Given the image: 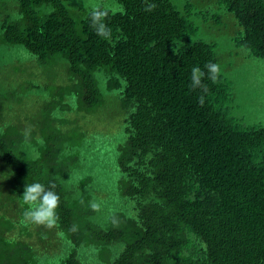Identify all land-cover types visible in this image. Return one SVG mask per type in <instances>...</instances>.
<instances>
[{
	"label": "trees",
	"instance_id": "1",
	"mask_svg": "<svg viewBox=\"0 0 264 264\" xmlns=\"http://www.w3.org/2000/svg\"><path fill=\"white\" fill-rule=\"evenodd\" d=\"M148 3L0 0L24 79L0 87V264H264V124L243 123L217 40L264 59V0ZM35 182L60 196L51 229L25 218Z\"/></svg>",
	"mask_w": 264,
	"mask_h": 264
},
{
	"label": "rangeland",
	"instance_id": "2",
	"mask_svg": "<svg viewBox=\"0 0 264 264\" xmlns=\"http://www.w3.org/2000/svg\"><path fill=\"white\" fill-rule=\"evenodd\" d=\"M230 36L231 31L226 30L217 35V40L223 68H225L227 75L230 76L236 86L234 102L239 104L240 111L244 114L243 123L264 124V59L247 56L244 60L240 57L230 56L229 50L232 48V46L230 48L229 44ZM240 56L242 57V53ZM20 58L23 64L25 56H20ZM5 59L6 61L9 60V66H6L4 70L3 68L0 70L4 75V77H2L0 74V87L8 88L10 91L17 90L19 92L21 88L18 86L23 83L24 79L19 80L17 77L18 67L14 69L11 68V64L16 63L15 57L9 56L7 54V49L0 47V61ZM27 73L31 83L40 84L43 78V75L40 74V70L29 67ZM8 103H10V100ZM234 112L238 114V112Z\"/></svg>",
	"mask_w": 264,
	"mask_h": 264
},
{
	"label": "clouds",
	"instance_id": "3",
	"mask_svg": "<svg viewBox=\"0 0 264 264\" xmlns=\"http://www.w3.org/2000/svg\"><path fill=\"white\" fill-rule=\"evenodd\" d=\"M145 10L153 11L156 7L154 3H148L145 0ZM107 12L101 8H94L90 12L91 27L95 30L96 34L106 40L111 39V29L106 24L105 20ZM207 69V76L213 83L217 82L220 66L216 63L209 62L205 64ZM206 73L199 66H194L191 71V85L192 89L206 88V85L202 84V80ZM201 104L203 103V97L200 98ZM54 184H49L46 188L43 184L35 182L32 184H26L22 195L23 203L28 205V209L25 211V218L31 223L46 228H53L57 226L59 216L57 209L60 206V196L53 190ZM95 207V205H93ZM75 229V225L73 226Z\"/></svg>",
	"mask_w": 264,
	"mask_h": 264
}]
</instances>
